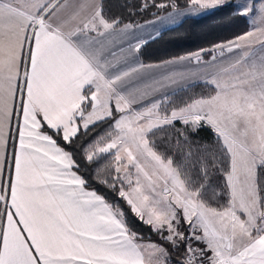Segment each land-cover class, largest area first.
<instances>
[{
  "label": "snow or ice",
  "instance_id": "snow-or-ice-1",
  "mask_svg": "<svg viewBox=\"0 0 264 264\" xmlns=\"http://www.w3.org/2000/svg\"><path fill=\"white\" fill-rule=\"evenodd\" d=\"M121 7L128 19L104 0H0V264H264V0L234 6L249 31L148 64L164 26L233 5ZM200 81L213 94L172 98ZM201 126L214 146L189 140Z\"/></svg>",
  "mask_w": 264,
  "mask_h": 264
},
{
  "label": "trees",
  "instance_id": "trees-1",
  "mask_svg": "<svg viewBox=\"0 0 264 264\" xmlns=\"http://www.w3.org/2000/svg\"><path fill=\"white\" fill-rule=\"evenodd\" d=\"M139 0H130V3L136 4ZM157 2H165V0H157ZM181 6H183V0H178ZM125 3V0H104L106 14H116L125 16L128 19L126 13L127 9L122 8L121 5ZM233 5V3H231ZM233 8H222L212 10L208 13H202L195 17L185 18L180 20L177 24L171 25L164 28L162 35L149 42L140 52L139 59L145 64L159 62L161 60L176 57L188 52H193L201 48L210 46L211 44L218 43L220 41L231 39L234 35L241 34L248 29V21L246 17L232 16L231 13ZM155 9L149 10L142 15L132 17V19L143 22L145 20H151L154 17L152 12ZM163 14V13H161ZM209 58L205 56V59ZM213 93L211 87L206 85L204 82H199L186 88V90L178 91L172 98L177 102L181 103L189 98H195L199 96H208ZM181 125L176 124V128H180ZM105 128L104 124H97L95 128L89 130V134L95 132L99 134ZM167 131L173 132L172 129ZM188 138L192 141L193 145H215V134L210 127L201 126L198 130L192 131L191 129L186 130ZM159 135V134H158ZM175 136V133L173 132ZM95 137H93L94 139ZM85 139L83 136L80 138ZM80 140H77L73 147H77ZM63 146V144H62ZM72 150V149H68ZM79 158V153H77ZM112 161V157L109 154H104L100 159L99 163L93 166V169L82 171L91 172L95 167L108 164ZM214 184H219L222 187L221 181L218 179L214 180ZM90 187H96L98 191L105 193L106 190L103 186L97 185L90 182ZM220 189L217 188V191ZM109 199L112 196L109 195ZM223 200H219V203H223ZM123 204V202H121ZM215 206V205H213ZM125 210L127 206L124 205ZM129 225L136 231L141 237L142 241L157 242L158 237L156 234L150 232V230L143 224L136 221L131 214H129Z\"/></svg>",
  "mask_w": 264,
  "mask_h": 264
},
{
  "label": "crops",
  "instance_id": "crops-1",
  "mask_svg": "<svg viewBox=\"0 0 264 264\" xmlns=\"http://www.w3.org/2000/svg\"><path fill=\"white\" fill-rule=\"evenodd\" d=\"M201 14H202V13H201ZM198 15H200V14H196V15H187V16L181 17L180 20L185 19V18L195 17V16H198ZM153 19H154V18H153ZM151 20H152V19H151ZM180 20H179V21H180ZM169 26H171V25L164 26V28L169 27ZM155 27H156L157 30H159V29L161 28L160 25H156ZM248 27H249V25H248ZM149 30L152 31V29H149ZM246 31H248V29H247ZM246 31H245V32H246ZM153 34H155V33L153 32ZM235 55H236V54H228V53H225V63H226L228 60L234 58ZM207 59H209V58H207ZM200 82H203V81H200ZM198 83H199V82H198ZM169 91H171V90H169ZM15 125H16V119H15V117H14V118H13V121H12L13 133H12V136L10 137L9 145H8V152H9V154H11V152H12V146H13V143H15L16 145H18V143H19L18 132L15 131ZM12 168H13V171H14V162H13ZM6 174H7V172H5V175H6ZM140 242H141V243H144V244L149 243V242H147V241H140Z\"/></svg>",
  "mask_w": 264,
  "mask_h": 264
},
{
  "label": "rangeland",
  "instance_id": "rangeland-1",
  "mask_svg": "<svg viewBox=\"0 0 264 264\" xmlns=\"http://www.w3.org/2000/svg\"><path fill=\"white\" fill-rule=\"evenodd\" d=\"M231 3H233V5L235 6L237 3H240L241 0H230ZM247 18V17H246ZM247 21H248V18H247ZM249 25V24H248ZM250 30V25L248 27V31ZM213 94V93H212ZM205 127H208V126H205ZM213 131V130H212ZM112 157V156H111ZM133 172L135 171V169L132 170Z\"/></svg>",
  "mask_w": 264,
  "mask_h": 264
}]
</instances>
